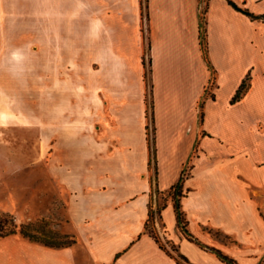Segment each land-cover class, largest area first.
<instances>
[{
    "label": "crops",
    "instance_id": "0c3cea01",
    "mask_svg": "<svg viewBox=\"0 0 264 264\" xmlns=\"http://www.w3.org/2000/svg\"><path fill=\"white\" fill-rule=\"evenodd\" d=\"M231 1L239 8L228 0L209 1L207 61L198 0H144L146 35L143 0H0V56L40 59L41 74L58 77L56 85L43 87L44 104L52 108L43 123H57V155L81 154L83 43L98 65L91 128L102 129L100 137L97 130L90 136V180L58 176L70 192L77 242H0V264H181L144 232L152 196L146 41L157 187L169 190L185 170L182 206L189 232L235 262L189 241L171 198L156 226H163L187 264H264V19L245 12L264 15V0ZM247 77L248 90L233 101ZM97 157H107L105 171L94 168ZM70 167L76 176L77 166Z\"/></svg>",
    "mask_w": 264,
    "mask_h": 264
},
{
    "label": "rangeland",
    "instance_id": "374dc122",
    "mask_svg": "<svg viewBox=\"0 0 264 264\" xmlns=\"http://www.w3.org/2000/svg\"><path fill=\"white\" fill-rule=\"evenodd\" d=\"M145 14L143 0V30L146 35L148 28ZM146 43L143 58L146 138L153 192L156 182L155 123L151 57L148 41ZM2 46L0 38V48ZM24 56L19 54H12L6 58L0 56V225L6 222L9 228H15L17 231L12 235L14 238L0 242H13L14 239L18 243L33 242L20 233L24 229L29 234L48 241L72 245L77 242V235L68 214L70 192L59 181L58 176L82 182L91 178L90 136L97 130L100 137L102 132L100 124L95 129L93 126L91 128L90 123V110L92 108L94 111L95 107L92 95L97 84V76L93 69L98 65L90 61L88 44L83 43L79 103L82 123L81 154L69 157L57 155L60 140L57 123L53 125L43 123V116H49L52 109L44 104L43 98L47 92L43 87L56 85L58 77L53 79L44 77L41 74V60H26ZM76 82H79L78 78ZM200 106L199 104V108ZM96 159L98 160L94 163V168L99 172L105 171L107 157ZM72 163L78 168L76 176L70 167ZM164 197L163 194H153L154 207L156 203H163ZM156 229L161 242L171 250V245L166 244L169 239L163 226H156ZM208 232L223 242H233L231 238L214 229H208Z\"/></svg>",
    "mask_w": 264,
    "mask_h": 264
},
{
    "label": "trees",
    "instance_id": "16d2710c",
    "mask_svg": "<svg viewBox=\"0 0 264 264\" xmlns=\"http://www.w3.org/2000/svg\"><path fill=\"white\" fill-rule=\"evenodd\" d=\"M210 0H198V7H199V27H200V44H201V49L203 52V56L205 60L208 61V41H207V21H206V14L208 11V5H209ZM228 2L233 5L236 8H239L233 1L228 0ZM250 17L252 18H258V19H264V15L261 16H256L248 11H245ZM248 77L243 81L241 84L239 90L237 91L235 97L233 98V101L239 100L243 94L248 90ZM155 142V139H154ZM155 144V143H154ZM154 156H155V163H156V147L154 148ZM183 170L181 177L179 181L174 184L169 190L167 191H161L155 182V188L153 189L151 200L149 203V213H148V218L145 222L144 226V232L148 233L151 235L157 243L160 245V247L165 250L170 256L174 257L179 263L181 264H187L188 260L185 256H183L181 253H179L178 247L175 245L170 240H167L166 244L171 245V250L168 249V247L161 242V239L159 238V235L157 233L156 229V220L161 219L162 217V211L166 208L167 206V201L169 198L172 199L173 201V206L174 210L176 213L177 217V224L180 230L183 232V234L186 236V238L198 244L201 248L208 250L212 253H214L219 259L226 261L228 263H234L235 261L225 255L221 250L216 249L214 247L207 246L203 243H201L196 237H194L188 229L189 221L187 219L186 213L183 209L182 206V200L186 196V192L184 190V181L186 178V174ZM153 194H163L165 197L163 199V203L157 204L156 207H154V199H153ZM16 229L15 228H9L7 226V223L5 222L4 224L0 225V238L11 236L16 234ZM219 232V231H218ZM20 233L24 237H28L30 241L33 242H39L41 244H44L46 246L50 247H63V246H68V245H62L60 243H56L54 241H48L47 239H43L42 237H38L36 235L29 234L28 231L22 229ZM173 252H177V254H174Z\"/></svg>",
    "mask_w": 264,
    "mask_h": 264
},
{
    "label": "bare ground",
    "instance_id": "6f19581e",
    "mask_svg": "<svg viewBox=\"0 0 264 264\" xmlns=\"http://www.w3.org/2000/svg\"><path fill=\"white\" fill-rule=\"evenodd\" d=\"M7 118V117H6Z\"/></svg>",
    "mask_w": 264,
    "mask_h": 264
}]
</instances>
